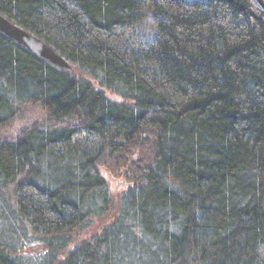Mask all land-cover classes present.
Here are the masks:
<instances>
[{"label":"trees","instance_id":"1","mask_svg":"<svg viewBox=\"0 0 264 264\" xmlns=\"http://www.w3.org/2000/svg\"><path fill=\"white\" fill-rule=\"evenodd\" d=\"M0 15L69 65L0 33V264H264L252 0H0ZM99 168L132 186L113 202Z\"/></svg>","mask_w":264,"mask_h":264},{"label":"water","instance_id":"2","mask_svg":"<svg viewBox=\"0 0 264 264\" xmlns=\"http://www.w3.org/2000/svg\"><path fill=\"white\" fill-rule=\"evenodd\" d=\"M264 15V0H252ZM0 33L13 40L18 45L36 55L37 57L49 62L50 64L61 68L69 69V65L56 54L49 46L25 32L14 24L10 23L0 15Z\"/></svg>","mask_w":264,"mask_h":264},{"label":"rangeland","instance_id":"3","mask_svg":"<svg viewBox=\"0 0 264 264\" xmlns=\"http://www.w3.org/2000/svg\"><path fill=\"white\" fill-rule=\"evenodd\" d=\"M30 116H28L29 118ZM99 173L102 175L104 181L106 182L107 188L109 193L113 196V202L116 201L118 196L128 190L132 185L128 181V174L125 172H120L118 176V171L111 172L107 171L104 168H99ZM113 214V211L110 213V215L102 220H95L89 228L86 233L80 234V238L84 237H90L92 234H96L100 231L102 226L104 224L110 223L111 216Z\"/></svg>","mask_w":264,"mask_h":264}]
</instances>
